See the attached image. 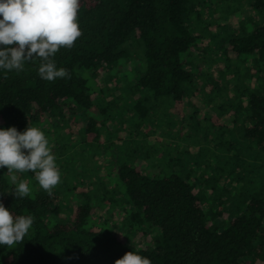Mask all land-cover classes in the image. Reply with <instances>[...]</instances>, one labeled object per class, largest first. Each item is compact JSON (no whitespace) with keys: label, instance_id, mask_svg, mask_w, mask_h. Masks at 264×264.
Listing matches in <instances>:
<instances>
[{"label":"trees","instance_id":"16d2710c","mask_svg":"<svg viewBox=\"0 0 264 264\" xmlns=\"http://www.w3.org/2000/svg\"><path fill=\"white\" fill-rule=\"evenodd\" d=\"M205 1L80 0L82 35L55 57L71 78L41 79L38 60L19 73L0 69V128L23 132L46 120L57 128L74 115L97 134L96 110L120 118L128 101L141 107L139 99L152 95L183 102L196 82L219 79L232 126L225 127L220 177L197 180L218 191L203 194L175 173L150 177L123 157L103 167L109 175L91 196L86 190L71 199L73 188L55 187L49 195L40 187L19 199L0 168V202L14 216L35 218L22 242L0 245V264H115L130 251L151 264H264V0H222L231 10L225 22ZM244 7L251 18H239ZM206 10L212 21L202 18ZM197 49L213 50L201 75ZM211 65L216 76L208 73ZM140 118L146 120L132 119L137 131ZM126 138L115 144L121 156L130 147Z\"/></svg>","mask_w":264,"mask_h":264},{"label":"rangeland","instance_id":"374dc122","mask_svg":"<svg viewBox=\"0 0 264 264\" xmlns=\"http://www.w3.org/2000/svg\"><path fill=\"white\" fill-rule=\"evenodd\" d=\"M209 5L213 11L215 9L219 11L222 22H225V18L230 16L231 10L222 3V0H206L202 6L208 8ZM207 13V10L205 13L203 12L202 18L212 21L213 19H210ZM241 14L239 18L241 16L252 17L248 7H244ZM203 23L204 21L199 22L200 25ZM212 25L211 31L216 35L217 25L216 23ZM201 42L199 41V43ZM200 48L202 47L200 46ZM213 50L215 51L216 48ZM213 50H208L204 55L197 49V54L200 56L197 60L202 64L200 75L205 74V68L208 69L209 66L206 67L205 64L209 59H212ZM211 67L212 73L209 70L208 73L216 76V65H211ZM199 80L202 81L201 78ZM196 83L193 92L189 93L183 102H177L172 97L155 98L151 95L139 99L142 102L141 107H135L133 101L123 104L126 112L124 111V115L120 116L121 119L117 115L110 119L109 115H105L104 112L100 114L97 110L92 112L98 119L97 134H89L85 129L88 120L74 115L65 118V122L57 128L55 123L49 126L47 120L34 124L45 133L49 140V146L56 157L61 174L60 183L56 187L73 188L74 190L68 194L71 199L77 197V193L79 195L86 190L91 191L89 194L91 196L96 193L98 183L102 182L106 175H109L108 172L105 174V170L108 171L111 168L108 162L124 157L134 161L143 173L150 177L175 173L185 179L189 178L203 194L207 193L211 196V190L216 193L219 189L217 184H197V180L200 177L205 180L212 177L218 178L221 175V172H217L216 168L220 162V150L224 148L225 144L223 143L227 140L226 136L229 137L230 134H227L225 127L232 126V124L228 126L230 120H226L228 101L220 91L221 87L219 86L223 87V81L215 79ZM210 90L213 92L211 95L202 93ZM109 100L110 98L107 99V101ZM100 103L105 104L102 99ZM99 107L101 109L100 105ZM138 116L144 117L146 120L142 122L140 118L142 126L137 131L138 121H132V119ZM232 119L234 120V117ZM235 123L240 125L241 121L238 120ZM240 129H238L239 134ZM125 137H127L125 141L130 144V147H125V150L121 152L124 156H121L115 151V144L119 145L120 138L123 140ZM234 139L237 140L238 137L234 135ZM98 148L102 152H106V156L100 154ZM104 166H106L105 170ZM2 169L3 175L12 184L6 174L7 168ZM101 172L104 176L103 179H99L100 177L96 179V176ZM17 175L20 179L28 182L30 194L39 191L40 186L35 180L34 173H17Z\"/></svg>","mask_w":264,"mask_h":264},{"label":"clouds","instance_id":"9594fccd","mask_svg":"<svg viewBox=\"0 0 264 264\" xmlns=\"http://www.w3.org/2000/svg\"><path fill=\"white\" fill-rule=\"evenodd\" d=\"M79 8L80 0H0V69L19 73L26 62L38 60L36 71L41 79H70L69 70L57 67L55 57L62 48L71 50L82 35ZM4 167L15 185L12 195L19 199L29 196L30 188L17 173H34L49 195L61 180L49 140L39 127L27 126L23 132L0 128V168ZM34 222L32 215L14 216L0 202V245L22 242ZM115 264H151V260L130 251Z\"/></svg>","mask_w":264,"mask_h":264}]
</instances>
